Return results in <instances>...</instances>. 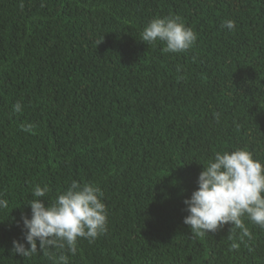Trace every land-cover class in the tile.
<instances>
[{
  "label": "trees",
  "instance_id": "16d2710c",
  "mask_svg": "<svg viewBox=\"0 0 264 264\" xmlns=\"http://www.w3.org/2000/svg\"><path fill=\"white\" fill-rule=\"evenodd\" d=\"M166 16L197 33L191 49L140 40ZM236 148L264 161V0H0V264H52L12 242L34 186L51 203L72 180L101 188L108 226L75 255L48 250L69 264H264L249 221L238 249L231 225L183 223L203 164Z\"/></svg>",
  "mask_w": 264,
  "mask_h": 264
},
{
  "label": "clouds",
  "instance_id": "9594fccd",
  "mask_svg": "<svg viewBox=\"0 0 264 264\" xmlns=\"http://www.w3.org/2000/svg\"><path fill=\"white\" fill-rule=\"evenodd\" d=\"M20 7L23 8V3ZM221 27L234 30L235 22L226 20ZM140 40L147 45L159 42L164 53H182L194 46L197 33L178 16L156 17L144 27ZM13 111H23L20 101L14 103ZM216 119L219 122V114ZM32 128L29 124L23 130L31 131ZM197 183L196 190L183 201L188 213L183 223L193 234L215 233L225 225H231L230 233L235 235L239 230V243L232 244L233 249H238L246 238H253L245 220L264 229V161L254 158L251 151L236 148L215 152L203 164ZM50 191L47 184L34 186L32 198L26 202L31 216L21 215L23 240H13L12 253L26 258L44 252L52 264H69L67 255H51L48 250L66 248L75 255L79 239L93 242L107 231V206L103 202V192L96 184L72 180L51 203L46 199ZM8 206V200L0 195V210Z\"/></svg>",
  "mask_w": 264,
  "mask_h": 264
}]
</instances>
